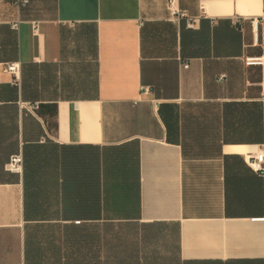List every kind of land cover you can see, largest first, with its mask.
<instances>
[{"label":"crops","instance_id":"1","mask_svg":"<svg viewBox=\"0 0 264 264\" xmlns=\"http://www.w3.org/2000/svg\"><path fill=\"white\" fill-rule=\"evenodd\" d=\"M167 1L0 0V264H264V0Z\"/></svg>","mask_w":264,"mask_h":264},{"label":"built area","instance_id":"2","mask_svg":"<svg viewBox=\"0 0 264 264\" xmlns=\"http://www.w3.org/2000/svg\"><path fill=\"white\" fill-rule=\"evenodd\" d=\"M29 0H21V4L28 3ZM168 9L170 11L171 17L173 19H179L182 16H185L186 13L180 8L179 6V0H168L167 1ZM194 21H191L189 24L190 26H194ZM14 26H17V24H14ZM250 62L252 63H258L262 64V58L261 57H255V58H249ZM189 63H184V67H188ZM6 69L15 75V78L18 79V75L20 73V64L18 62H9L6 66ZM146 91L148 88L145 89ZM27 104H30L34 110H37L39 108V102H29ZM23 163L24 158L22 154H15L11 157L10 161L7 164V169L12 172L20 173L23 169ZM253 166L257 170H264V153L259 152L256 155V160L253 163Z\"/></svg>","mask_w":264,"mask_h":264}]
</instances>
